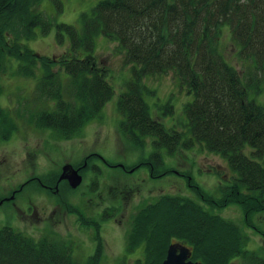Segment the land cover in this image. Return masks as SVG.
I'll list each match as a JSON object with an SVG mask.
<instances>
[{"label":"trees","instance_id":"trees-1","mask_svg":"<svg viewBox=\"0 0 264 264\" xmlns=\"http://www.w3.org/2000/svg\"><path fill=\"white\" fill-rule=\"evenodd\" d=\"M41 1L0 0V75L12 61L17 62L18 75H40L35 90L42 105L28 115L29 123L70 139L100 116L114 94L108 70L94 54V41L102 36L117 45L133 76L117 101L122 117L119 136L136 148L144 147L147 139L154 147L146 160L124 169L148 166L150 177L159 179L171 173L163 169L164 155L174 156L179 149L198 144L221 156L235 176L229 185L219 186V198L206 195L189 180L193 193L212 208L237 205L246 225L258 232L251 221L264 212V106L254 98L264 87V0H100L89 13L80 14L81 29L55 24L57 42L66 37L71 53L57 58L37 55L20 44L33 39L37 28L42 34L51 30L52 22L37 9ZM52 1L60 7L59 0ZM224 31L245 66L241 72L218 50ZM169 72L193 96L183 109L186 133L167 129L152 118L143 98L144 79ZM49 102L52 109L46 107ZM16 131L15 120L0 106V140H8ZM245 145L260 162L243 155ZM35 183L55 184L53 180ZM60 202L70 214L78 215L82 226L94 229V253L79 263L57 240H35L1 227L0 264H100V221L81 215L66 199ZM106 216L104 211L102 220ZM247 241L235 223L189 198L165 194L141 205L131 217L125 250L142 253L135 264H162L173 243L189 248L193 262L230 264L238 259L264 264V259L245 249Z\"/></svg>","mask_w":264,"mask_h":264},{"label":"rangeland","instance_id":"rangeland-1","mask_svg":"<svg viewBox=\"0 0 264 264\" xmlns=\"http://www.w3.org/2000/svg\"><path fill=\"white\" fill-rule=\"evenodd\" d=\"M99 1L59 0L61 5L58 7L52 0H42L37 9L52 22L51 30L42 34L37 28L33 39L22 40L20 44L40 56L71 55L66 37L61 43L57 42L55 24L81 29L80 14L89 13ZM218 50L238 72L245 69L226 31L219 38ZM120 53L117 45L106 38L95 39L94 54L98 63L108 70L107 81L114 94L100 116L70 139H60L50 130L37 129L29 123L28 115L36 113L42 105L36 100L35 90L40 75L23 77L16 73V61L6 64L5 72L0 75V106L15 120L17 131L8 140H0V228L10 227L35 240L42 237L57 240L67 247L75 261L83 263L95 251L96 234L93 228L82 226L78 215L70 214L63 201L59 203L63 198L81 215L100 221L99 235L103 246L100 264H135L134 260L141 258L142 253L136 250L128 254L125 250L131 217L144 203L166 194L189 198L210 213L235 223L248 239L245 249L264 259V212L251 221L257 232L246 225L237 205L212 208L198 199L189 186L190 180L206 195L219 198V186L229 185L235 176L221 156L195 144L192 149H179L174 156L164 155L163 169L171 173L159 179L150 177L148 166L124 169L146 160L154 147L147 139L144 147L136 148L119 136L118 125L122 117L117 112V101L125 84L133 77L131 66L124 63ZM83 55V51L78 53L79 58ZM62 78H65L64 73ZM143 85L146 88L143 98L152 118L167 129L186 133L183 109L193 96L178 77L170 72L149 76ZM254 100L264 106V87ZM46 107L52 109L53 103H47ZM252 152L247 145L242 149L243 155L260 162ZM65 165H70L82 177L76 189L68 186L69 190L66 181H58ZM40 180H53L58 185L57 192L53 194L39 187L35 182ZM19 186L22 189L11 195ZM104 211L109 214L104 217L106 220H102ZM230 264L245 263L237 259Z\"/></svg>","mask_w":264,"mask_h":264},{"label":"water","instance_id":"water-1","mask_svg":"<svg viewBox=\"0 0 264 264\" xmlns=\"http://www.w3.org/2000/svg\"><path fill=\"white\" fill-rule=\"evenodd\" d=\"M62 172L58 181H66L71 189H76L82 182V177L78 171L74 170L70 165L62 167ZM191 251L183 243L170 244L166 251L165 259L162 264H203L201 262H193L190 260Z\"/></svg>","mask_w":264,"mask_h":264},{"label":"flooded vegetation","instance_id":"flooded-vegetation-1","mask_svg":"<svg viewBox=\"0 0 264 264\" xmlns=\"http://www.w3.org/2000/svg\"><path fill=\"white\" fill-rule=\"evenodd\" d=\"M56 184L57 183H55V185L54 186H52V187H49V186H45V185H43V184H40V187L41 188H45V189H49V191L51 192V193H56L57 192V186H56ZM22 189V186H19V189H17L16 191L15 190H12V192H11V195H13L15 192H17V191H19V190H21ZM10 198H8L7 200H9ZM12 200V199H11Z\"/></svg>","mask_w":264,"mask_h":264}]
</instances>
